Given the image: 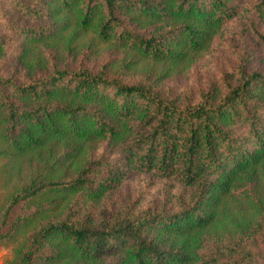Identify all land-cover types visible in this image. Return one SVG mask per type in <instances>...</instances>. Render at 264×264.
<instances>
[{
    "label": "trees",
    "instance_id": "obj_1",
    "mask_svg": "<svg viewBox=\"0 0 264 264\" xmlns=\"http://www.w3.org/2000/svg\"><path fill=\"white\" fill-rule=\"evenodd\" d=\"M17 12L50 23L17 24ZM246 12L264 18V0H0V58L26 69L0 62L8 264H264V71L239 55L222 82L179 91L146 69L133 79L108 63L27 59L46 44L72 54L88 37L130 52L122 68L150 62L161 76ZM100 141L123 163L96 170ZM135 172L165 181V200L94 208Z\"/></svg>",
    "mask_w": 264,
    "mask_h": 264
},
{
    "label": "rangeland",
    "instance_id": "obj_2",
    "mask_svg": "<svg viewBox=\"0 0 264 264\" xmlns=\"http://www.w3.org/2000/svg\"><path fill=\"white\" fill-rule=\"evenodd\" d=\"M14 18L17 24L30 27L50 23L44 17L36 19L23 15L21 12H17ZM253 23L264 31V18L246 12L244 16L239 17L226 26L223 31H220L214 37L207 51L194 55L192 59L185 60L176 67L169 69L166 66L161 76H158L159 71L157 68H159V65L150 62H140L130 70L126 67L122 68L125 59L128 61L130 52L127 53L125 50L108 44H97L94 41L90 46H87V44H90L87 42L88 37L83 38L75 45L77 48L71 52L72 54L67 53L64 44L55 47L46 44L42 47H35L34 52L29 54L27 59L41 57L45 64H48L51 61L50 56L53 55L54 59L57 58L56 61L61 67H76L79 64L98 67L103 63H108L113 73L123 70L128 77L133 79L141 76L140 73L146 69L151 78L157 77L158 81H161L159 86L163 88L172 87L179 91L193 89L197 91L199 88L209 86L213 81L222 82L223 74L231 73L239 63V55L246 59L248 70L264 71V47L253 29ZM7 30H9L8 27ZM9 34V32L5 33L6 42ZM2 61L11 65L9 67L11 73H15L17 76L26 72L25 66L13 54H4L0 58L1 63ZM96 146L95 149L90 151L92 159L98 162L96 170L101 172V169H107L112 162L113 164L116 162V166L123 163L118 149L113 151L106 141H100ZM166 188V182L158 177L152 174L135 172L116 181L114 187L107 191L104 200L93 206L98 211H102L111 207L122 208L129 202L136 203V201L144 204L160 203L165 200ZM173 199L175 201V197ZM11 257L10 247L7 244H1L0 264H8Z\"/></svg>",
    "mask_w": 264,
    "mask_h": 264
}]
</instances>
